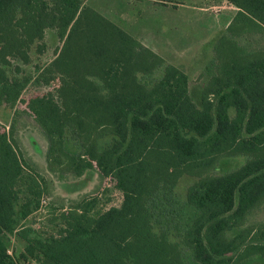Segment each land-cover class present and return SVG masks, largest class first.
<instances>
[{
	"label": "trees",
	"instance_id": "trees-1",
	"mask_svg": "<svg viewBox=\"0 0 264 264\" xmlns=\"http://www.w3.org/2000/svg\"><path fill=\"white\" fill-rule=\"evenodd\" d=\"M227 1L238 11L193 85L87 0H0V105L14 111L0 124V264H264V47L238 40L264 37V0ZM49 33L60 45L35 62ZM30 84L49 90L20 111ZM26 115L28 148L59 181L26 158ZM95 174L118 205L54 201L51 182Z\"/></svg>",
	"mask_w": 264,
	"mask_h": 264
},
{
	"label": "rangeland",
	"instance_id": "rangeland-1",
	"mask_svg": "<svg viewBox=\"0 0 264 264\" xmlns=\"http://www.w3.org/2000/svg\"><path fill=\"white\" fill-rule=\"evenodd\" d=\"M86 5L114 24L124 28L157 54L190 73L194 82L193 85H196L195 81L208 60L209 48L224 32L223 23L228 19L229 14L223 16L222 13L230 9V3L225 0H87ZM47 39L49 42L48 50L44 55L38 56L36 54L34 56L35 62L48 61L53 57L55 48L60 45L59 39L51 33L48 34ZM47 90H49L47 87L30 84L23 92L16 108L20 111L28 109L30 99L45 93ZM198 91L199 89L195 88L194 94L197 95ZM13 115V109L5 104L0 105V124L7 130ZM23 119L27 123L24 125V129H22L24 126H21L22 122L18 124L17 135L23 145L26 158L49 179L59 181L48 172L44 155L38 154L36 158L33 150L30 149L31 146L25 132L26 128L35 126L34 118L26 115ZM241 161L242 158L240 157L231 159L228 167L237 165ZM69 179L70 181L66 182L65 185L50 183L54 201L80 199L83 196L97 193L102 195L105 207L118 205L121 201V194L113 189V182L110 178L103 179L95 174L88 177L85 183L80 179L77 180L76 176ZM190 182L191 178L182 179L179 185L180 190L184 191ZM106 189L110 191L105 192ZM45 213L46 209L44 208L34 213L28 221L31 222L36 219V221H44ZM256 213L253 220L264 221V209L258 210ZM40 221L37 222V226L41 224ZM23 246L24 243L21 240L15 237L11 238L10 249L13 252L19 254ZM253 264L263 263L256 260Z\"/></svg>",
	"mask_w": 264,
	"mask_h": 264
},
{
	"label": "crops",
	"instance_id": "crops-1",
	"mask_svg": "<svg viewBox=\"0 0 264 264\" xmlns=\"http://www.w3.org/2000/svg\"><path fill=\"white\" fill-rule=\"evenodd\" d=\"M225 1H227V0H225ZM229 8H230L229 11H223V13H222L223 16L229 14L228 19H227L226 21H224V23H223V27H224L223 29H224V32H225L226 28L228 27V25H229V24L231 23V21L233 20V18L235 17V15H236V13H237V11H238V8L235 7V6H234L233 4H231V3H230ZM224 32H222V33L220 34V36L218 37V39L223 35ZM218 39H217V40H218ZM238 40H239V42H240L242 45H248L249 47L253 46V44H254V45H257V42L259 41V45H260L261 47H264V37L261 38V35L250 34V35H246V36L240 37V38H238ZM147 41H148V39H147ZM145 43H148V42H145ZM214 44H215V43H214ZM213 46H214V45H213ZM213 46H212L211 48H209L208 60H207L206 64L203 66V68H202V72H204L205 69L208 67L209 62H210V58L213 56V52H212V48H213Z\"/></svg>",
	"mask_w": 264,
	"mask_h": 264
},
{
	"label": "built area",
	"instance_id": "built-area-1",
	"mask_svg": "<svg viewBox=\"0 0 264 264\" xmlns=\"http://www.w3.org/2000/svg\"><path fill=\"white\" fill-rule=\"evenodd\" d=\"M46 200H47L46 198L43 199V203L44 204L46 203ZM9 253H12V250L11 249H9Z\"/></svg>",
	"mask_w": 264,
	"mask_h": 264
}]
</instances>
